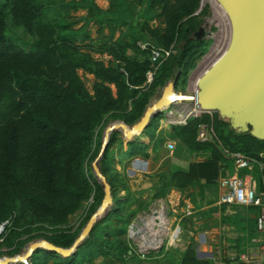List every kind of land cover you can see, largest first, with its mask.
<instances>
[{"label": "trees", "instance_id": "trees-1", "mask_svg": "<svg viewBox=\"0 0 264 264\" xmlns=\"http://www.w3.org/2000/svg\"><path fill=\"white\" fill-rule=\"evenodd\" d=\"M108 1L109 9L103 10L95 0H85L87 24L79 33L112 21L118 4L115 0ZM132 1L138 6L145 1L147 11L156 13V25L140 22L134 10L128 9L136 25L133 41L99 46L98 52L110 58L104 64L76 42V34L71 35L72 24L50 20L46 3L0 0V245L23 247L26 243L23 235L37 231L50 244L69 248L78 235L64 227L69 218L92 197L94 202L84 218L89 217L104 196L102 187L84 168L96 126L106 114L111 120L128 125L138 122L166 82L176 76L175 85L180 79L182 82L208 51L209 42L197 41L194 37L198 22L184 24L197 16L201 0ZM8 18L12 25L35 37L30 48L20 47L7 36ZM87 39L88 34L82 42ZM178 41H183L184 46L165 61H156L160 64L153 81L145 85L146 72L151 68L150 46L169 49ZM138 43L147 46L141 49ZM170 58L172 61L168 63ZM78 71L93 76L91 92ZM163 120V112H156L150 118L141 132L148 138L147 143L140 138L126 142L123 153L126 160L135 157L147 160L148 148L162 138L159 133ZM202 123L211 124L217 141L231 152L250 157L264 152V140L251 135L250 127L248 131L236 130L217 113L189 117L185 125H169L166 128L172 139L191 152L207 153L208 157L191 163L186 171H174L168 177L157 174L154 198H165L172 190L181 193L194 184H216L222 157L213 143L196 141V132ZM114 143L115 139L110 138L99 165L111 188L113 158L109 151ZM261 177L264 179V172ZM260 182L259 177L257 185ZM112 199L117 205L93 225L74 253L61 257L38 248L28 263L93 264L99 257L104 263L140 262L126 237L137 210H130L131 203L126 205L121 201L124 199L114 196ZM116 222L117 226L107 228ZM85 223L83 220L82 226ZM180 264L205 263L195 258V251L189 246Z\"/></svg>", "mask_w": 264, "mask_h": 264}, {"label": "rangeland", "instance_id": "rangeland-1", "mask_svg": "<svg viewBox=\"0 0 264 264\" xmlns=\"http://www.w3.org/2000/svg\"><path fill=\"white\" fill-rule=\"evenodd\" d=\"M40 1L46 3L48 16L52 22L72 24L71 29L74 33H71V35L76 34V42L79 45L82 44V49L84 51L89 52L95 59L101 60L104 64H107L110 58L106 54H101L98 52L99 46L109 45L111 43H114L115 41L127 43H131L133 41L136 25L132 20L131 16L128 14V9L134 10L135 15L140 22H148L152 27L156 25V13L147 11L145 1H142V4L138 6L132 0H115L118 6L116 8L117 10L115 11V16L111 22L103 23L101 28L99 27V25H93L88 29V31H83L79 33V31L83 30L87 24V13L83 8L85 0ZM95 3L99 8L103 10L109 9L108 0H95ZM194 21L198 22V28L202 27L204 29L205 37L203 39L209 42L208 51L206 52V54H204L201 58L197 60V63L205 55L209 54V52H211L209 59L211 60L212 58H214V60H216L219 56L224 53L231 39V25L228 16L224 13V11L218 5L216 0H202L200 11L197 13V16L194 19L186 21L184 24L186 26H189ZM6 22L7 28L5 33L7 34V36H9L20 47L30 48L31 44L35 41V37L28 35L21 28L12 25V21L9 18ZM86 34L89 35V39L82 42V39ZM181 46H184L183 41L176 42L174 44L173 52H175ZM171 61L172 58L169 59L168 63H170ZM194 70L195 68L192 69L188 73V75L186 74L187 77L185 76L182 82V79H180L176 84L175 91L179 94L178 98H180L181 102L178 104H173L170 110H174L178 112V114H185L190 109L195 107L194 84L195 79L198 77L199 70ZM78 74L83 80L87 90L91 92L93 76L87 75L82 71H78ZM169 82L170 81L168 80L165 86ZM161 90L149 102L147 107H149L155 101L156 96H158ZM162 112L164 114H168L167 110H164ZM215 113H217V115L219 114L218 112ZM235 115H237V110H234L232 113L226 115L222 120L225 122H230L233 127L238 130L239 125H236L237 122L235 121ZM118 123H122L125 126L123 125L122 127H118ZM136 123L128 125L122 121H113L106 114L101 120V122L96 126V129L94 131V140L90 147L88 155L86 156V159L84 161V168L87 173L92 174L93 179L97 181V183L102 187L100 180L95 176L93 172L92 163L97 159L98 155L101 153L102 145L106 143L107 147L110 138L115 139V143L109 151L110 156L113 158L111 161V176L114 178V181L112 182V188L110 187L111 201L107 202L103 206L104 210L98 216L96 223H99V221L106 215V213H108L111 208L117 205V203L112 199V196H114V198H117L119 200L124 199L121 201H125L126 205L131 203L130 210H137L136 217L132 221L134 222L137 220V225H140V221H142L143 223V220L149 218V216L156 213L152 215L147 221L149 226L151 227L152 234L156 235V231L152 227V225L155 226V224L151 223V220H153L154 217H157V215L159 216V214H161V210L166 216L167 220H169V222L171 223L170 220H172L173 218H179L185 215L184 211L181 212L182 209H185V207H187L186 213L195 212L196 210H200L206 205L217 202L220 193L216 186L217 183L209 186L194 184L192 186H188L186 189L183 190V192H181L180 199L176 196H174V198L172 196V192H170V194L167 195L165 198H154V195L157 194V174L162 173L165 175V177H168L174 171H186L191 163L202 161L203 159L208 157V154L193 153L187 147L178 143V141L172 139L170 137L168 129L166 128L168 122H165L164 120L160 124L161 131L159 134H161L162 138L157 139L156 144L151 145L148 148L147 160L141 157H135L126 160L125 156H123V153L127 148L126 142L132 141L135 138H140V141H144L145 143L148 142L147 137L143 136L142 133H139L138 131L133 129ZM108 128H111L110 133H107ZM126 132L131 133L132 137L127 138L124 134ZM167 141H175L176 144V148L171 155L167 152L164 147ZM101 158H99L98 166L101 163ZM135 159L146 160V170H141V164L139 163L132 165V162ZM170 201H175L177 203L174 206L175 209L177 208L175 211H173V204ZM185 201L189 202L191 205L188 206ZM93 202L94 201L91 197L88 201L83 203L81 209L74 216L70 217L67 224L64 226L66 229H72V231L77 232L78 235L76 239L80 236L82 229L84 228L85 224L88 222L90 217L96 212L95 211L89 217L84 218L86 212L89 210V207L93 204ZM193 215L186 217L189 218L186 223L189 221L188 223L191 226V229L192 226H196L197 230L193 229L194 233L201 232L203 230L201 225V222L203 220V211H197ZM83 220H86V223L82 226ZM223 223H225V221H223ZM249 224L250 229L248 231V236L250 238H254L257 234L255 230V225L252 221H250ZM117 225V222L111 223L109 226H107V228L112 229L114 226ZM174 226L171 223L172 229ZM186 227L190 228L187 225ZM236 229L239 233L242 227L238 225ZM179 236H183L182 231H180ZM238 238H240V236H238ZM22 239H26V243L23 247H19L12 244L0 245V259L4 257H14L16 255L22 256L25 253L26 249L32 243L35 242H40L44 244L49 243L46 238L37 231L27 232L23 235ZM248 240H246V242ZM246 242L245 244H247ZM248 243V245L250 246L251 241H249ZM240 250L243 251L245 249ZM165 251H168L166 252V254H168L169 252L174 251V249H162L159 253L164 254ZM174 252H177V250ZM152 254L153 252H150L146 256L152 257ZM222 258L223 261H229L228 257ZM171 259V261L173 262L174 260L179 259V257L175 254L171 256ZM57 260H59V258H57ZM26 263H28V261Z\"/></svg>", "mask_w": 264, "mask_h": 264}, {"label": "water", "instance_id": "water-1", "mask_svg": "<svg viewBox=\"0 0 264 264\" xmlns=\"http://www.w3.org/2000/svg\"><path fill=\"white\" fill-rule=\"evenodd\" d=\"M216 1L229 18L231 39L224 53L198 79L195 102L204 110L218 112L221 119L237 110L235 121L236 125H239L238 130L248 131L250 127L251 135L264 140V0ZM201 2L202 0L200 7ZM194 37L197 41L202 40L205 37L204 29L199 27ZM176 81L177 76L163 87L156 96L154 105L152 103L145 109L142 117L135 124L134 130L141 133L156 112H162L175 103L178 97L175 91ZM123 125L118 123L117 126ZM110 132L108 128L107 133ZM124 134L127 138L132 137L131 133ZM105 148L106 143L102 145L101 153L92 163L93 172L102 184L104 196L100 206L85 224L74 243L69 248H61L50 243L35 242L22 256L1 258L0 264H26L32 252L38 248H44L61 257L74 253L103 212V206L111 201L110 186L100 173L98 166L99 158L102 157ZM138 163L141 164V170H146V160L135 159L132 165Z\"/></svg>", "mask_w": 264, "mask_h": 264}, {"label": "built area", "instance_id": "built-area-1", "mask_svg": "<svg viewBox=\"0 0 264 264\" xmlns=\"http://www.w3.org/2000/svg\"><path fill=\"white\" fill-rule=\"evenodd\" d=\"M138 45L141 49H145L147 46L146 44L141 43H138ZM172 47L173 46L169 49H163L150 46L151 68L146 72L145 85H150L153 81V76L160 64H156V61H165L169 58L173 53ZM210 55L211 52L205 55L196 64L194 70H199L194 85L195 107L190 109L186 114H178V112L170 110L173 104L169 108L164 109L168 111V114H164V120L165 122H168L167 125H185L186 120L189 117L195 118L200 117L201 115L212 116V114L215 113V111L200 108L195 102V95L197 93L196 84L198 79L216 61L214 58L210 60ZM180 102V98L177 97L174 104ZM196 141L199 143H213L216 145L222 157V163H220L221 172L216 180L217 188L220 193L217 200L218 205L225 207L227 210L250 207H255L258 210L255 216V230L257 234L252 239V246L245 249L243 253L237 256L238 263L264 264V188L259 190L255 178L250 175L242 174V171L251 173L256 167L261 173H263L264 152L260 153L257 157H250L240 152L229 151L217 141L212 125L207 123H202L198 126ZM165 148L171 155L176 148L175 141H167L165 143ZM228 164L231 165V172L227 169ZM160 212L163 217L162 219L164 220L160 221L158 226L152 225L156 231V235L152 234L151 227L147 222L149 218L156 213L143 220V223L140 221V225H137V220L128 225L126 237L129 247H131L134 252L136 251L141 259H144L150 252L158 251L159 249H175L178 247L177 244L180 240L179 233L181 231L180 227L175 225L172 229L162 210Z\"/></svg>", "mask_w": 264, "mask_h": 264}, {"label": "crops", "instance_id": "crops-1", "mask_svg": "<svg viewBox=\"0 0 264 264\" xmlns=\"http://www.w3.org/2000/svg\"><path fill=\"white\" fill-rule=\"evenodd\" d=\"M228 166L229 172H231V165L228 164ZM242 174L250 175L255 178L256 181L260 177L261 182L258 184V189L262 190L264 188V179L261 177V171L257 167L251 173L242 171ZM171 192L173 197L176 196L179 199L181 198L180 192L175 190H172ZM170 202H172L173 211H175L177 208L175 209L174 206L177 203L175 201ZM185 202L188 206L191 205L189 202ZM186 210L187 207L182 209L181 212L184 211L185 215L179 217L180 219L175 217L172 219L173 221L170 220L173 226L178 225L183 232V236H180V240L177 244L178 247L174 249V251L177 250V252L171 251L166 254V252L170 251L168 250L162 254L159 253L162 250L161 249L159 251H154L152 257L145 256L144 259H141L140 255L135 251L134 253L138 259H140V262L131 263L121 262L118 260L112 263H104L103 259L99 257L93 262V264H180L182 255L189 246L194 249L195 258L201 262H204L205 264H239L237 261V256L245 251H241L240 249H247L252 246L253 237L250 238L248 236V231L250 229L249 222L252 221L253 224L255 223V216L257 214L256 208H233L231 210H227L225 207L218 205V201L206 205L200 210L195 211H203V220L201 222L203 230L197 233L193 232V229L197 230L196 226H192L191 229V226L188 223L189 221L186 223V221L189 219L186 217L193 215L195 212L186 213ZM160 215L161 214H159V216ZM221 216L225 218V220H223L225 223L222 222ZM163 220L164 219H162V221ZM171 223L169 222L170 225ZM186 225L190 228H187ZM238 225L242 227L239 233L236 229ZM238 236H240V238H238ZM246 240L248 241L246 242ZM249 241H251L250 246L248 245ZM245 242L247 244H245ZM175 254L179 257V259L172 262L171 256ZM221 256L224 258L228 257L229 261H223Z\"/></svg>", "mask_w": 264, "mask_h": 264}, {"label": "bare ground", "instance_id": "bare-ground-1", "mask_svg": "<svg viewBox=\"0 0 264 264\" xmlns=\"http://www.w3.org/2000/svg\"><path fill=\"white\" fill-rule=\"evenodd\" d=\"M204 1H206V0H204ZM208 1V0H207ZM219 5V4H218ZM220 6V5H219ZM221 7V6H220ZM222 8V7H221ZM223 10V9H222ZM225 13V12H224ZM226 14V13H225ZM220 38V37H219ZM197 79V78H196ZM195 79V80H196ZM196 82V81H195ZM195 85V84H194ZM177 96H179V94L177 95ZM166 108V107H165ZM186 114V113H185ZM111 128H114V127H111ZM111 128H110V130H111ZM160 221H162V217L161 216H158L157 215V217H154L153 218V220H151V223H153V224H155V226H158V224L160 223Z\"/></svg>", "mask_w": 264, "mask_h": 264}]
</instances>
